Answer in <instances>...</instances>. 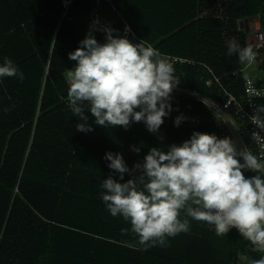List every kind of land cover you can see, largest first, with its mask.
I'll use <instances>...</instances> for the list:
<instances>
[{"label":"trees","instance_id":"trees-1","mask_svg":"<svg viewBox=\"0 0 264 264\" xmlns=\"http://www.w3.org/2000/svg\"><path fill=\"white\" fill-rule=\"evenodd\" d=\"M97 13L119 36L125 22L134 43L146 40L164 55L191 61L175 68L180 82L158 133L143 122L127 130L100 127L87 108L93 131H77L82 121L68 107L64 74L76 64L68 54L84 39L75 18L90 30L103 28L92 22ZM253 18L264 30V0H73L67 8L61 0H0V64L10 58L25 77L0 79V264H236L239 254L260 259L235 228L221 237L194 220L189 232L168 238V247L130 248L125 241L137 238L121 234L130 222L113 217L101 196L104 179L119 181L104 159L107 152L122 154L132 169L151 148L167 151L195 131L218 138L225 133L234 141L226 121L202 99L238 121L245 147L255 154L245 124L224 108L225 90L241 96L244 89V74H231L244 64L228 54L227 42L236 38L248 46L244 22ZM93 35L105 42L102 31ZM255 64L263 76L253 78L264 87V48ZM181 114L186 119L177 127ZM130 178L125 173L119 182Z\"/></svg>","mask_w":264,"mask_h":264},{"label":"clouds","instance_id":"clouds-1","mask_svg":"<svg viewBox=\"0 0 264 264\" xmlns=\"http://www.w3.org/2000/svg\"><path fill=\"white\" fill-rule=\"evenodd\" d=\"M94 31H102L105 42H98ZM116 31L93 25L80 46L68 54L76 62L64 74L68 107L82 121L76 129L93 131L87 108L100 127L127 130L132 123L143 122L150 133H158L172 111L171 95L180 82L175 67L146 40L134 43L114 35ZM227 52L236 54L241 64L252 63L257 56L252 46L242 47L236 38L227 42ZM6 77L25 79L8 57L0 64V79ZM185 119L183 114L177 116L174 125ZM249 119L260 130L251 139L264 144V105L255 106ZM133 151L139 153L140 148ZM104 159L119 174V181H124L125 173L131 175L126 182L110 175L101 184L102 201L110 214L130 222V229L122 228L121 234L130 231L137 238L136 243L125 241L126 246L136 249L139 245L144 251L157 245L168 247V238L189 232L194 220L221 237L235 228L253 251L264 253V154H253L248 147L238 150L230 137L195 131L167 151L151 148L132 169L122 154L107 152ZM245 171L256 174L247 177ZM251 264H264V256Z\"/></svg>","mask_w":264,"mask_h":264},{"label":"built area","instance_id":"built-area-1","mask_svg":"<svg viewBox=\"0 0 264 264\" xmlns=\"http://www.w3.org/2000/svg\"><path fill=\"white\" fill-rule=\"evenodd\" d=\"M61 1H62V5L67 8L68 6L71 5L73 0H61ZM111 6H112V10L114 12H117V9L114 7V5ZM92 22L94 24L101 25L99 18H94ZM126 28L129 29V31L125 32ZM123 36H126L128 39L135 36L131 26L125 22L123 25ZM248 43L257 52L255 61L252 63H245L241 70L233 71L231 73L233 76H237L241 73L244 74L243 94L241 96H237L236 94L225 90L227 101L226 104L224 105V108L233 110L235 116L245 124V128H247L249 137L251 139V134L253 132H257L260 130L251 123L249 117L254 114L255 106H258V100L264 99V87H259L256 84V81L253 78V76L245 74V70L259 60L260 51L264 48V30L260 29L259 31L255 32L253 36V42L251 43L248 42ZM165 56L173 63L175 68L178 64L191 63L190 60L185 58H180L177 56H169V55H165ZM210 72L212 71L210 70ZM215 80L218 83L220 82V79L217 77L215 78ZM192 123L197 124L198 119L193 118ZM261 135L264 136V132H262ZM225 137H229V136L225 133L220 134L221 139ZM251 141L255 149V154L257 155L264 154V144H259L252 139ZM259 255L260 257H262L264 256V253L259 252Z\"/></svg>","mask_w":264,"mask_h":264},{"label":"rangeland","instance_id":"rangeland-1","mask_svg":"<svg viewBox=\"0 0 264 264\" xmlns=\"http://www.w3.org/2000/svg\"><path fill=\"white\" fill-rule=\"evenodd\" d=\"M100 18L104 22L108 21L106 19V17L102 16L101 14H100ZM75 19L77 21L76 23H77V27H78L79 32L81 33L83 38H85L86 34L90 31V28L88 27L86 21L83 20L82 18H80L79 16L76 17ZM109 23L111 24V26L113 25L111 21ZM244 24L247 27V31L250 33V35L248 37V41L251 43V42H253L254 33L261 29V25L259 23V19L258 18H253V19H250V20L244 22ZM96 28H98V27H96ZM96 32H99V31H96ZM114 35H118L117 32ZM245 74L253 76L255 79L257 77H262L263 76L262 72L259 71V68H258L257 64H252L251 66H249L245 70ZM224 123H225V121H224ZM178 145H180V144H178Z\"/></svg>","mask_w":264,"mask_h":264},{"label":"crops","instance_id":"crops-1","mask_svg":"<svg viewBox=\"0 0 264 264\" xmlns=\"http://www.w3.org/2000/svg\"><path fill=\"white\" fill-rule=\"evenodd\" d=\"M96 12H97V10H96ZM95 18H99L100 23H101V25H99V26H103V28H110V27L107 25L106 22H104V21L101 20V18H100V14H99V13L96 14V17H95ZM248 42H249V41H248ZM227 116H228V118H229V121H230V125H231V126H230L229 124H227V125L230 127L231 132H232L233 135L235 136V140H234V142H235V144H236V146H237V149H238V150H242L241 144H240V142L238 141V139H237V137H236V135H235L236 132L239 134L238 121H236L235 119H233V118H232L231 116H229V115H227ZM241 139L243 140L242 137H241ZM244 146H245V145H244ZM251 261H252V259H250L248 256H246V255H244V254H239V255L237 256V258H236V264H251Z\"/></svg>","mask_w":264,"mask_h":264},{"label":"water","instance_id":"water-1","mask_svg":"<svg viewBox=\"0 0 264 264\" xmlns=\"http://www.w3.org/2000/svg\"><path fill=\"white\" fill-rule=\"evenodd\" d=\"M202 101L206 102L209 106H211L212 108H214L220 114V116L226 121V123L230 125L229 118H228L227 114L224 112V110H222L219 106H217L214 103L208 102V101H206L204 99H202ZM235 135H236L238 141L240 142L241 147H242V150H243L245 148V146H244V143H243L240 135L237 132L235 133Z\"/></svg>","mask_w":264,"mask_h":264}]
</instances>
